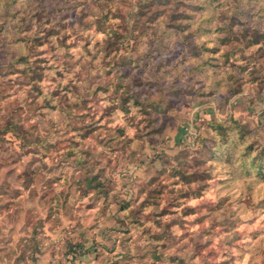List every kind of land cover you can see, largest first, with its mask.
Wrapping results in <instances>:
<instances>
[{
  "label": "clouds",
  "instance_id": "obj_1",
  "mask_svg": "<svg viewBox=\"0 0 264 264\" xmlns=\"http://www.w3.org/2000/svg\"><path fill=\"white\" fill-rule=\"evenodd\" d=\"M0 264H264V0H0Z\"/></svg>",
  "mask_w": 264,
  "mask_h": 264
}]
</instances>
